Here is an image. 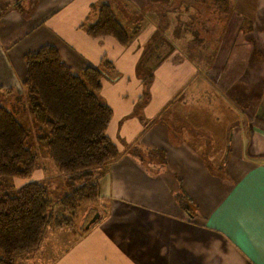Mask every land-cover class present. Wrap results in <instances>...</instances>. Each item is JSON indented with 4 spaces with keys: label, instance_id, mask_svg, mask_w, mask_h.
Wrapping results in <instances>:
<instances>
[{
    "label": "crops",
    "instance_id": "crops-1",
    "mask_svg": "<svg viewBox=\"0 0 264 264\" xmlns=\"http://www.w3.org/2000/svg\"><path fill=\"white\" fill-rule=\"evenodd\" d=\"M124 1L127 18L140 19L127 46L87 33L106 0H0V105L19 89L32 118L24 57L43 46L76 74L111 62L116 79L99 96L121 151L95 172L99 221L48 228L15 264H257L241 243L260 256L264 0H198L196 14L183 0L180 15L146 16L138 13L151 2L173 0Z\"/></svg>",
    "mask_w": 264,
    "mask_h": 264
},
{
    "label": "trees",
    "instance_id": "trees-1",
    "mask_svg": "<svg viewBox=\"0 0 264 264\" xmlns=\"http://www.w3.org/2000/svg\"><path fill=\"white\" fill-rule=\"evenodd\" d=\"M87 33L97 40L114 38L121 46L129 44L131 35L107 2L98 7ZM24 59L29 110L45 134L41 139L46 141L48 157L66 176L68 193L60 201V215L55 214L44 183L30 181L0 197V264H15L17 256L38 248L48 228L76 226L80 205H98L99 175L95 172L121 156L108 135L113 110L99 96L104 81L116 79L113 64L107 61L76 74L52 45L29 52ZM30 140V131L13 111L0 105V178L28 180L33 176L39 157L29 147Z\"/></svg>",
    "mask_w": 264,
    "mask_h": 264
},
{
    "label": "rangeland",
    "instance_id": "rangeland-1",
    "mask_svg": "<svg viewBox=\"0 0 264 264\" xmlns=\"http://www.w3.org/2000/svg\"><path fill=\"white\" fill-rule=\"evenodd\" d=\"M106 1L112 6L114 12L117 15V18L122 23V25L125 26V28L128 30L129 33L132 34V31L134 32L139 26V23H140L139 16L133 17L132 15L130 18H127V15L133 13V11H129L127 9V5H125L124 0H106ZM188 1H189V8L191 12L196 14L198 0H188ZM133 2L135 4L137 3L136 1H133ZM183 12H184L183 0H173L172 4H168L167 2H164V1L151 2L146 9H141V11H139L138 14H143L144 16L150 13H156L159 15H165V14L180 15ZM192 28L193 30H198L197 23L193 24ZM158 35H161L160 30L158 32ZM14 94L16 95L17 100L14 102V104H11L9 108L13 111V113L15 114L17 119L20 121V123L26 129L30 131L31 140L28 145L32 149V151L38 155L39 163H38L35 173L28 180L0 178V197H2L6 193H12L14 191H17L22 185L30 181H37L40 183H44L50 189V192H51L50 197L55 204V208H54L55 214L60 215L63 213V211L60 209V206H59L60 201L68 193V189L66 187V184H64V182L62 181V179L53 180L51 178H48V176H46V179L39 180V175L53 173L54 171L55 172H60V171L58 170V167L56 166V164L47 155L46 141L41 139L42 137L45 136V134H43L40 131V128H41L40 125H38L36 122L34 123V119L29 117V113H25L23 111V109H25V106H26L25 98L20 93L19 89L17 90V94L16 92H14ZM209 99L211 100L209 102L212 108H216V109L222 108L218 106L217 102L212 101L213 98L211 96L207 97V100ZM101 100L104 102L102 98ZM257 103H258V98L251 101L249 103L250 106L247 108L248 111L253 112ZM239 105H240V102H239ZM208 119H212V118H208ZM235 119H236L235 117H232V120H235ZM46 158L48 159L47 164L45 163ZM16 182L20 184L21 186L19 187L15 186ZM176 185L177 187L175 189L177 190L182 189L180 182H177ZM100 207L101 205H97L96 203H84L80 205V207L77 210L76 224H80L86 220L87 221L86 225H88L89 222L99 213L98 209ZM87 208L90 209L88 212H87Z\"/></svg>",
    "mask_w": 264,
    "mask_h": 264
},
{
    "label": "snow or ice",
    "instance_id": "snow-or-ice-1",
    "mask_svg": "<svg viewBox=\"0 0 264 264\" xmlns=\"http://www.w3.org/2000/svg\"><path fill=\"white\" fill-rule=\"evenodd\" d=\"M241 247L249 253L253 260H256L257 264H264V220H262L260 228V256L257 257L249 252L248 248L243 243H241Z\"/></svg>",
    "mask_w": 264,
    "mask_h": 264
},
{
    "label": "water",
    "instance_id": "water-1",
    "mask_svg": "<svg viewBox=\"0 0 264 264\" xmlns=\"http://www.w3.org/2000/svg\"><path fill=\"white\" fill-rule=\"evenodd\" d=\"M101 218V214L98 213L87 225V228H90L91 226H93L97 221H99V219Z\"/></svg>",
    "mask_w": 264,
    "mask_h": 264
}]
</instances>
